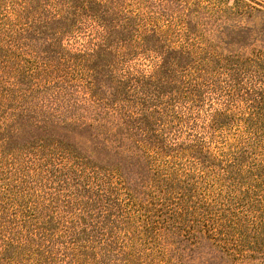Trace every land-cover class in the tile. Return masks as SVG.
Wrapping results in <instances>:
<instances>
[{"label": "trees", "instance_id": "trees-1", "mask_svg": "<svg viewBox=\"0 0 264 264\" xmlns=\"http://www.w3.org/2000/svg\"><path fill=\"white\" fill-rule=\"evenodd\" d=\"M263 148L264 0H0V264H184L188 197ZM234 224L199 231L264 264Z\"/></svg>", "mask_w": 264, "mask_h": 264}, {"label": "rangeland", "instance_id": "rangeland-1", "mask_svg": "<svg viewBox=\"0 0 264 264\" xmlns=\"http://www.w3.org/2000/svg\"><path fill=\"white\" fill-rule=\"evenodd\" d=\"M260 151L261 155L250 161L255 166H264V148ZM255 172V168L250 166L248 174H211L201 183V188H197L193 196L188 197L197 201L195 216L200 222L195 224V229L190 232L199 240L201 247L188 252L190 243L183 241L180 244V256L184 264H189L186 259L187 252L195 257L201 255L200 264H206L205 260H208L207 264H229L224 256H220L219 250L211 244L209 238H206L199 230L202 224H207L210 229L215 228L214 233H216L219 232L218 230L223 231L224 227L221 226L228 222L236 226L234 223L238 218L264 212V174H255ZM201 199L209 203L199 204ZM242 224L245 239L249 241L248 231L244 228L247 224ZM257 249L263 252L264 245H259Z\"/></svg>", "mask_w": 264, "mask_h": 264}]
</instances>
